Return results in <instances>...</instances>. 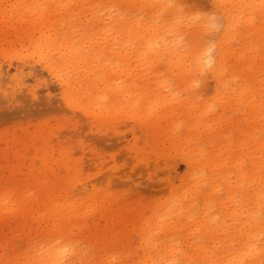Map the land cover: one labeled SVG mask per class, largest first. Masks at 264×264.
<instances>
[{
	"label": "rangeland",
	"instance_id": "1",
	"mask_svg": "<svg viewBox=\"0 0 264 264\" xmlns=\"http://www.w3.org/2000/svg\"><path fill=\"white\" fill-rule=\"evenodd\" d=\"M45 244L264 264V0H0V264Z\"/></svg>",
	"mask_w": 264,
	"mask_h": 264
},
{
	"label": "bare ground",
	"instance_id": "2",
	"mask_svg": "<svg viewBox=\"0 0 264 264\" xmlns=\"http://www.w3.org/2000/svg\"><path fill=\"white\" fill-rule=\"evenodd\" d=\"M198 62L204 65L211 64L212 67L216 66L218 68V62L213 61L210 56H199ZM39 253L40 264H80L83 256L82 253L76 252L72 248L51 249L47 244L42 247Z\"/></svg>",
	"mask_w": 264,
	"mask_h": 264
},
{
	"label": "clouds",
	"instance_id": "3",
	"mask_svg": "<svg viewBox=\"0 0 264 264\" xmlns=\"http://www.w3.org/2000/svg\"><path fill=\"white\" fill-rule=\"evenodd\" d=\"M211 51H212V49L209 48V49L206 51L205 55L210 56V55H211Z\"/></svg>",
	"mask_w": 264,
	"mask_h": 264
}]
</instances>
